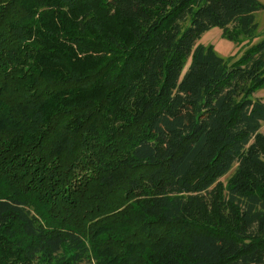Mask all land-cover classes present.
<instances>
[{
    "label": "trees",
    "instance_id": "obj_1",
    "mask_svg": "<svg viewBox=\"0 0 264 264\" xmlns=\"http://www.w3.org/2000/svg\"><path fill=\"white\" fill-rule=\"evenodd\" d=\"M262 10L0 0V264H264Z\"/></svg>",
    "mask_w": 264,
    "mask_h": 264
},
{
    "label": "rangeland",
    "instance_id": "obj_2",
    "mask_svg": "<svg viewBox=\"0 0 264 264\" xmlns=\"http://www.w3.org/2000/svg\"><path fill=\"white\" fill-rule=\"evenodd\" d=\"M258 23H259V30L257 33V38L256 39H252V40H246V39H241L239 40V42H232L228 39H226L223 36L222 30L220 28H213L212 30L206 32L200 43L209 46L212 45L215 48V51L217 52V54L223 58L229 59L230 57L233 56H239L244 49L250 45V44H254L257 41H260L264 38V16H258ZM255 97L260 98L263 102H264V88L259 90ZM262 130H264V125ZM231 176V174H229L228 176L224 177L221 179V181L226 184L229 177Z\"/></svg>",
    "mask_w": 264,
    "mask_h": 264
},
{
    "label": "crops",
    "instance_id": "obj_3",
    "mask_svg": "<svg viewBox=\"0 0 264 264\" xmlns=\"http://www.w3.org/2000/svg\"><path fill=\"white\" fill-rule=\"evenodd\" d=\"M262 4H264V0H259ZM264 16V10H262V11H260V12H258L257 14H256V17H257V20H258V16ZM258 22V21H257ZM260 27V26H259Z\"/></svg>",
    "mask_w": 264,
    "mask_h": 264
}]
</instances>
